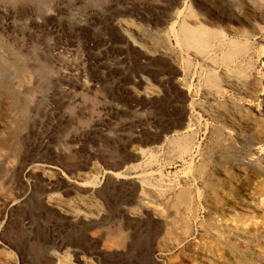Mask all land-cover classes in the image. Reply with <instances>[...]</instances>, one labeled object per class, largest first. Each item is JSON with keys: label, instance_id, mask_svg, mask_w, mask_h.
Masks as SVG:
<instances>
[{"label": "rangeland", "instance_id": "374dc122", "mask_svg": "<svg viewBox=\"0 0 264 264\" xmlns=\"http://www.w3.org/2000/svg\"><path fill=\"white\" fill-rule=\"evenodd\" d=\"M170 3L172 0H0V146L7 147L0 153V182L5 183L0 190V264H51L57 244L80 242L84 246L89 240L112 257L110 264H150L148 254L159 242L157 226L146 219L122 223L120 212L146 202L137 175L144 173L147 159L141 160L135 151L149 148L145 141L169 117L157 113L150 104L155 100L143 96L145 86L136 80L142 76L154 84L146 69L170 78L177 68L166 58H148L124 34L110 29L131 21L147 28L144 20L151 14L163 18L173 13ZM125 9L129 14L118 17ZM162 10L165 14L161 15ZM88 41L98 46L91 50ZM257 43L251 46L255 59L264 48ZM58 48H63L61 54L55 53ZM147 61L157 66H148ZM88 84L93 86L87 88ZM260 89L264 94V83ZM250 97L234 92L227 100L257 106L264 123V97ZM259 137L251 145L248 140L243 148L221 143L210 150L214 156L264 167V136ZM156 152L153 170L165 168L167 180L180 184L185 166L175 158L173 149L166 146ZM35 165L58 169L50 186L42 173L21 181ZM121 174L131 178L125 180L118 176ZM78 183L84 184L85 193L78 192L74 186ZM134 188L139 193L131 199ZM68 192L67 199L89 201L92 196L91 202L104 215L71 226L43 207L45 196ZM254 193V198L264 197V181ZM16 199L21 203L12 207ZM156 206L163 204L157 202ZM118 230L124 232L126 245L106 253L107 234ZM185 246L170 262H201L200 251Z\"/></svg>", "mask_w": 264, "mask_h": 264}, {"label": "bare ground", "instance_id": "6f19581e", "mask_svg": "<svg viewBox=\"0 0 264 264\" xmlns=\"http://www.w3.org/2000/svg\"><path fill=\"white\" fill-rule=\"evenodd\" d=\"M170 6L174 10L165 15L168 17L151 14L144 20L138 14L147 28L131 21L120 22L116 27L111 25L110 29L124 34L148 58L168 59L177 68L170 75L180 77L160 78L157 71L146 69L155 85L142 76L136 80L145 86L143 96L155 100L150 104L157 113L169 119L164 125H157L158 131L145 141L149 148L135 151L141 160L147 159L144 173L137 175L146 202L137 209H123L122 223L129 225L146 219L157 226L159 242L148 254L150 264H174L170 260L184 252L185 245L200 251L201 262L191 259L193 264H264V197H252L264 181V167L255 163L244 165L224 155L214 156V150H210L221 143H235L243 148L248 140L251 145L258 136H264V123L257 106L254 109L238 100V104L227 100L234 92L249 99L250 95L264 97L259 90V85L264 83V48L257 59L251 49L257 41L264 47V0H172ZM162 11L161 15L165 14ZM117 14L122 18L129 12L125 9ZM87 43L91 50L98 46L94 41ZM62 51L63 48H58L55 53ZM147 64L156 65L148 61ZM86 86L91 88L93 84ZM151 132L149 129L148 135ZM153 145L158 146L151 148ZM4 146H0V153L7 148ZM166 146L173 149L175 158L185 166L180 184L167 180L165 168L156 171L152 168L156 151ZM57 170L35 165L21 181L24 183L29 175L42 173L48 180L46 186H50ZM118 176L131 178L126 174ZM4 184L0 182V190ZM74 186L79 193L86 192L84 184ZM131 190L132 199L137 190ZM61 194H49L42 199L43 207L61 222L79 226L104 215L91 202L92 196L88 201L65 198L69 192ZM157 202L163 206H156ZM12 203L14 207L21 202L16 199ZM1 232L0 228V236ZM126 241L122 230L108 233L104 249L106 253L112 248L121 249ZM91 243L89 240L84 246L80 242L57 244L58 249L51 253V264H110L108 260L112 257L100 251L97 243L96 246Z\"/></svg>", "mask_w": 264, "mask_h": 264}]
</instances>
